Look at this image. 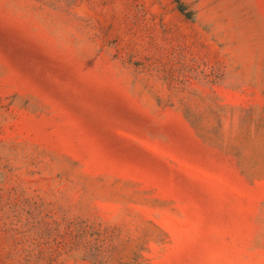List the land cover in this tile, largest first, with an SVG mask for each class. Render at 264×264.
I'll list each match as a JSON object with an SVG mask.
<instances>
[{"label": "rangeland", "instance_id": "rangeland-1", "mask_svg": "<svg viewBox=\"0 0 264 264\" xmlns=\"http://www.w3.org/2000/svg\"><path fill=\"white\" fill-rule=\"evenodd\" d=\"M0 264H264V0H0Z\"/></svg>", "mask_w": 264, "mask_h": 264}]
</instances>
